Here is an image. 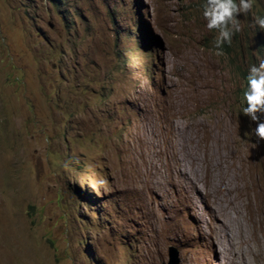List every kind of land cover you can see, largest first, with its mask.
<instances>
[{
    "label": "rangeland",
    "instance_id": "374dc122",
    "mask_svg": "<svg viewBox=\"0 0 264 264\" xmlns=\"http://www.w3.org/2000/svg\"><path fill=\"white\" fill-rule=\"evenodd\" d=\"M201 9L196 0H0V264L262 263L259 249L242 262L236 246L264 242V226L230 218L221 188L226 176L246 223L264 219L262 197L245 188L264 187V141L242 113L234 69L257 56L254 13L237 16L242 48L231 62L216 55ZM212 88L221 92L208 97ZM218 117L231 135L204 142L194 128L212 131L206 121ZM173 122L192 123L180 154ZM167 140L174 187L160 167ZM206 144L218 163L199 190L189 154Z\"/></svg>",
    "mask_w": 264,
    "mask_h": 264
},
{
    "label": "bare ground",
    "instance_id": "6f19581e",
    "mask_svg": "<svg viewBox=\"0 0 264 264\" xmlns=\"http://www.w3.org/2000/svg\"><path fill=\"white\" fill-rule=\"evenodd\" d=\"M221 92V89L219 88H212V89H209L207 91V95L208 97H211L212 95L216 94V93H220ZM219 117H223V121H228L229 124H230V128H231V122L230 120L226 117V116H219ZM219 117L215 120V119H212V120H209V121H206V120H202V121H206L208 123H210L212 126L215 127L214 130H208V129H204L203 127L201 128H194V129H197L199 130V136L201 137V139L204 141V142H207L209 139H211L210 136H214V134L218 133V137H217V140L219 141H224L226 139V137L229 135H231V133H227V131H229L224 125H223V121H219L218 122V119ZM198 121V120H197ZM192 122V121H191ZM189 122L188 124L186 125H179L177 122H173L171 124V128L173 129V131L175 132V128H177L178 130V133H174V136H175V139H174V145L175 147L177 148V152L176 153H183L185 152L184 149L186 148L187 146V134L185 133H189L192 129L191 126L192 123ZM211 126V127H212ZM189 127V128H188ZM195 127V126H194ZM197 127V126H196ZM210 128V127H209ZM231 131H232V128H231ZM220 135V136H219ZM228 139V138H227ZM226 143V142H225ZM168 145H169V141L167 140V150L166 152L164 153V156H163V162L160 164V167L165 171V173L167 174L168 176V181L170 183V185L172 187H174L175 185H177V183L174 181V179H177L178 178V173L177 171L173 170L170 166V162L172 160L171 158V152L169 149H168ZM172 145V144H171ZM177 145V146H176ZM200 146V145H199ZM204 148V146H203ZM202 147H197L196 151L194 152H190L189 154V158H190V167H191V172H192V179H191V182H199L200 183V187L198 188L199 190L201 189V185L202 184H208L210 183L208 180H206V176L210 173H213V165H216L218 162L216 160V157H215V152L212 150V147L209 146L208 144L205 145V148L203 149ZM210 150V155L209 152L206 153V151ZM240 152V155L244 154L245 157L248 153L250 152H255V149L253 147V150H250V149H242V150H239ZM174 154V153H173ZM220 156V155H219ZM218 158V157H217ZM222 158V157H221ZM182 160V159H181ZM184 161V160H182ZM220 161V160H219ZM217 162V163H216ZM222 162V161H221ZM223 163V162H222ZM221 163V164H222ZM244 163H246L245 165H248V161L247 159L244 160ZM183 166V164H182ZM224 166V165H223ZM215 167V166H214ZM217 167V166H216ZM239 167V166H238ZM240 168V167H239ZM220 169V168H219ZM242 169V168H241ZM221 170V169H220ZM235 170V169H234ZM241 172V171H240ZM215 173V171H214ZM218 174L220 172H217ZM195 174V178L193 177V175ZM235 171H232L230 173L231 177H236L235 175ZM202 176V181H197V178H201ZM212 176V175H211ZM210 176V177H211ZM216 176V179H213V181H216L218 180V178L220 176ZM238 176V175H237ZM208 177V176H207ZM244 177V176H243ZM199 178V180H200ZM214 178V177H213ZM233 179V178H232ZM231 179V180H232ZM211 180V179H210ZM212 181V183H213ZM242 181V180H241ZM239 182V181H238ZM237 182V183H238ZM232 183V182H231ZM231 183H230V180L225 176L224 180H223V184H222V187L225 191L228 192V194H230V197L228 199V204H229V214H230V218H234L235 221L236 220H240L242 222H244L246 225H247V229L251 230V231H258L260 229L263 228L264 226V219L262 220H258L259 223L257 222H250L252 224L249 225L248 223H246L242 218H241V215H240V211L238 209L239 207V202H238V198L237 196L239 195V191L237 190V195L234 196L232 194L233 191V187L231 186ZM210 185V184H209ZM253 186H251V188L253 189V193L251 194L250 192V188L248 186H245L246 188V191H247V195H248V198L250 199L251 197H253L252 195H254L256 198L258 197H262L263 201H264V187L261 186L259 183L257 182H253L252 184ZM206 186V185H205ZM212 186V185H210ZM207 187V186H206ZM205 187V188H206ZM209 187V186H208ZM235 187V186H234ZM237 187V186H236ZM240 188V186H239ZM237 189V188H236ZM243 189V188H242ZM222 190V189H221ZM245 191V192H246ZM236 192V191H235ZM220 194V193H219ZM226 194V193H225ZM236 194V193H235ZM213 196V195H212ZM228 196V195H226ZM223 198V197H222ZM225 198V197H224ZM223 198V200H224ZM227 198V197H226ZM225 198V199H226ZM213 199V197H212ZM247 199V197H246ZM248 199V200H249ZM227 200V199H226ZM226 202V201H225ZM247 203V202H246ZM204 205H206L204 203ZM219 207V206H218ZM245 216V215H244ZM243 216V217H244ZM259 218V217H258ZM233 220V219H232ZM229 217H225L224 218V222H223V226H224V230L219 232L218 236L221 238V240H226L228 238H230V235L228 233V226L231 224H229ZM257 221V220H256ZM216 222H219L216 220ZM249 222V221H247ZM220 223V222H219ZM256 224V225H254ZM257 247H260V248H257ZM237 248V251H239V255L241 256V261L243 262H246V261H249V258L253 257L254 255H256V252L260 250V254L264 257V242H262L261 240H258V239H255L252 243H248L247 247H242V245H238L236 246ZM259 249V250H257ZM235 250V247L232 248L230 251V253H232V251ZM258 255H259V252H258ZM236 257V256H235ZM262 257V258H263ZM254 259V258H253ZM255 260H256V257H255ZM263 261H260L262 263H264V259H262ZM241 262V263H242ZM258 263V262H257ZM261 263V264H262ZM249 264V263H248ZM256 264V263H255Z\"/></svg>",
    "mask_w": 264,
    "mask_h": 264
},
{
    "label": "clouds",
    "instance_id": "9594fccd",
    "mask_svg": "<svg viewBox=\"0 0 264 264\" xmlns=\"http://www.w3.org/2000/svg\"><path fill=\"white\" fill-rule=\"evenodd\" d=\"M253 7V0H205L202 16L209 31H216L214 47L216 55H224L223 46L231 44L235 33L241 31L239 14L247 15ZM255 25L264 31V17H255ZM238 65V64H237ZM247 90L243 96L245 107L242 113L256 123L254 134L258 141H264V56L248 62ZM161 84V82H160ZM158 117L157 112L155 113Z\"/></svg>",
    "mask_w": 264,
    "mask_h": 264
},
{
    "label": "trees",
    "instance_id": "16d2710c",
    "mask_svg": "<svg viewBox=\"0 0 264 264\" xmlns=\"http://www.w3.org/2000/svg\"><path fill=\"white\" fill-rule=\"evenodd\" d=\"M196 2L198 3V6L202 8L203 3H205V0H196ZM236 2L239 3V0H236ZM202 11L203 10L201 9L200 13H202ZM251 11H253L254 13V17L252 19L251 24L254 27V37L256 38L259 46H258L257 56L253 59H250L249 62L256 60L257 57L264 56V31L259 30L258 26L255 25V19H254L255 17H264V0H253V7ZM216 34L217 32L215 31V35ZM215 35H214V41H215ZM237 37H238V33H235V35L232 37V41H235L236 50L232 48L231 44L229 45L226 43L223 46V51L230 53L229 59L231 62L235 60L236 53L242 48V46L239 44V41H237ZM234 69L243 79V88L240 90V93L242 94L240 96L241 98H243L247 90L248 71L240 69V65L237 64L234 66Z\"/></svg>",
    "mask_w": 264,
    "mask_h": 264
}]
</instances>
